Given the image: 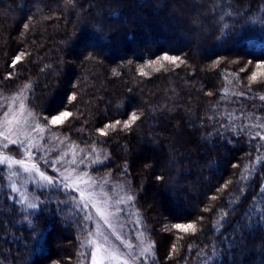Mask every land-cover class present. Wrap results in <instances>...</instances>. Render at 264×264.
Segmentation results:
<instances>
[{"label":"trees","instance_id":"trees-1","mask_svg":"<svg viewBox=\"0 0 264 264\" xmlns=\"http://www.w3.org/2000/svg\"><path fill=\"white\" fill-rule=\"evenodd\" d=\"M165 54L186 63L139 75ZM261 62L264 0H0V91L28 85L41 122L73 113L46 134L106 151L91 173L134 194L121 214L153 247L144 264H261L264 83L248 79ZM133 111L132 128L97 131ZM11 188L0 166V264H87L83 213L63 190ZM193 222L194 235L173 228Z\"/></svg>","mask_w":264,"mask_h":264},{"label":"snow or ice","instance_id":"snow-or-ice-1","mask_svg":"<svg viewBox=\"0 0 264 264\" xmlns=\"http://www.w3.org/2000/svg\"><path fill=\"white\" fill-rule=\"evenodd\" d=\"M25 29L28 25H24ZM224 27H227L225 25ZM25 53L21 52L16 55L12 60V67H16L22 62ZM85 59H92V57L86 56ZM162 61H166L170 65L179 66L185 64L186 61L179 56L167 55L149 61L147 64L141 66L138 69L139 75L146 76L148 73L145 68H153L155 71H160L164 67ZM131 63V61H129ZM216 63H219L217 61ZM251 63V62H249ZM258 71H253L248 77L251 83L261 82V77H264V62L257 63L255 65ZM245 69H241L244 71ZM114 74H118L115 73ZM6 78H10L6 77ZM29 86L25 85L23 89L11 96H4L0 93V149H8L10 145H18L25 150L24 158H13L10 155L0 156V165H7L9 169L14 166H18L25 173L33 174L38 177V180L42 182V187L60 188L64 194L71 200L73 204L82 212L83 215L80 220L77 221L78 226L82 228L85 233V238L82 246L91 248V264H136L137 260L143 261L147 257H151L153 254V247L150 242L145 243L144 240H140L139 251H122L119 247H113L108 243V237L102 232L97 230H91L87 227L88 223L93 220L91 210H95V213L99 215L100 219L109 227L114 229L112 223L113 220L119 222V215L124 211L120 205H131L134 201V194L126 192V184L120 183L117 185H111L110 190L114 195H109V180L105 177H100L99 180L91 175L88 169L92 165L102 164L100 159L101 153H98L95 148L90 151L95 155L86 153L83 149L80 150L81 155H77L76 148L78 146H71L69 151L71 152V158L68 159L69 152H63L58 158L49 160L46 158L48 149L44 148L43 144L37 142V138L32 135L36 133L40 140H44L45 136L42 135L46 132V125L51 124L53 126L61 125L72 117L73 113L70 111H62L58 115L49 118H43V122L38 118L35 113L26 107V97L24 96V90ZM77 97L72 95L71 101H75ZM264 99V97H261ZM141 119L140 114L133 111L126 121H115L114 123L106 124L103 128L97 131L101 136H107L108 130H116L117 126L123 125L124 129H130L133 125ZM259 136V133L257 134ZM264 139V137H260ZM59 139V138H57ZM36 152L40 153V156L35 155ZM172 166L176 167L179 161L175 160L174 153ZM38 160H43L44 164L52 168L53 173L56 175H48L45 171L41 170ZM29 161H32L29 164ZM83 165V168L81 166ZM59 166V168L57 167ZM63 171H60V169ZM12 175H17L16 172H12ZM59 177V178H57ZM157 180L163 181L165 177L157 176ZM226 187V186H225ZM12 192H17L18 189L15 186L11 188ZM123 193V194H121ZM27 199V197H25ZM37 199H39L37 197ZM215 199V197H213ZM22 203L24 201H21ZM67 201H61L66 203ZM37 203L29 202L27 207L35 210ZM207 211V209H206ZM174 229L179 230L185 234H195L197 231V224H175ZM115 235V231L113 232ZM142 235V233H141ZM120 240L125 249H132V244H126L121 240L120 236L116 237ZM139 239V237H138ZM175 245H173V251H175ZM261 264H264V255H261Z\"/></svg>","mask_w":264,"mask_h":264},{"label":"rangeland","instance_id":"rangeland-1","mask_svg":"<svg viewBox=\"0 0 264 264\" xmlns=\"http://www.w3.org/2000/svg\"><path fill=\"white\" fill-rule=\"evenodd\" d=\"M258 71V70H255ZM0 93H2L4 96H11L9 94H4L3 92L0 91ZM25 96V94H24ZM26 103V101H25ZM26 107L27 103H26ZM29 109V108H28ZM30 110V109H29ZM32 135L34 137L37 138V142L43 144L44 148L48 149L49 152L47 153L46 158L49 160H53L58 158L59 155H61L63 152H69V156L68 159L71 158V152L69 151L71 146H75V144L70 143L66 138L64 137H52L49 136L48 134H46V132L42 135L45 136L44 140H40L39 137L37 136L36 133H32ZM59 138V139H57ZM96 151L98 153H101L100 159L104 162L107 159V153L105 150L102 149H97L95 148ZM80 148H76V152L77 155H81L80 152ZM86 153H90L92 156H94V153H91L90 150H83ZM6 155H10L13 158L19 159V158H24L25 156V150L23 147H19L18 145H10L8 149H0V156H6ZM35 155L37 157L40 156L39 152H36ZM32 161H29V164H31ZM41 167V170L45 171L46 174L48 175H56L55 173H53L52 168L49 167L48 165L44 164L43 160H38L37 161ZM98 165V164H96ZM0 166H4L6 167V169L9 172V180L12 186H15L18 189V193L21 196L28 197V190L31 186H35V187H42V182L38 180V177H35L33 174H29V173H25L23 172L21 169H19L18 166H14L13 168L9 169L7 167V165H0ZM95 166L92 165L91 167H89L88 169H86L87 171H89V173L91 175H93L91 173V168ZM59 168V166H57ZM81 168H83V165L81 166ZM60 171H63V169L61 168ZM12 172H16L17 175H12ZM94 176V175H93ZM95 177V176H94ZM105 178H107L109 180V195H114L111 190H110V186L111 185H117L120 183H125L126 184V188L125 191L126 192H130L129 188L127 187V183L125 181H117V180H113L111 178V176L107 175V176H103ZM59 178V177H57ZM98 180L100 177H96ZM123 194V193H121ZM127 206L129 205H120V207H122L123 209H125ZM91 214L93 215V220L90 222L91 224V230H99L100 232H102L106 237H108V243L111 244L113 247H119L122 251H134V252H138L139 251V243L140 240H143L139 234L136 233H132L130 232L129 228L127 227L126 223H124L123 221V217L122 214L119 215V222H117L116 220H113L112 223L115 226L114 229L109 228L103 220L100 219L99 215H97L95 213V210H91ZM115 231V235L113 234V232ZM120 236L121 240H123L126 244H132L133 248L132 249H125L124 246L121 244L120 240H118L116 237ZM135 237V239L133 238ZM139 237V239H138ZM88 249V262L87 264H91V248L87 247ZM136 264H144L142 263L140 260L136 261Z\"/></svg>","mask_w":264,"mask_h":264}]
</instances>
